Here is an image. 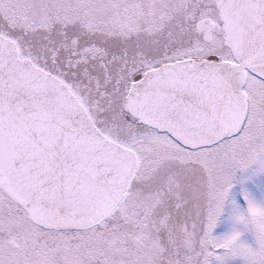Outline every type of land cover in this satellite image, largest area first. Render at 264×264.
<instances>
[{
	"label": "snow or ice",
	"instance_id": "obj_1",
	"mask_svg": "<svg viewBox=\"0 0 264 264\" xmlns=\"http://www.w3.org/2000/svg\"><path fill=\"white\" fill-rule=\"evenodd\" d=\"M0 264H264V0H0Z\"/></svg>",
	"mask_w": 264,
	"mask_h": 264
}]
</instances>
